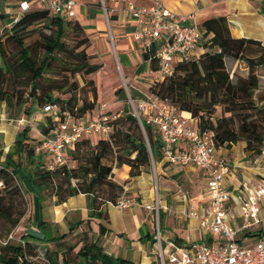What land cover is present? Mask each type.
Masks as SVG:
<instances>
[{"label": "trees", "instance_id": "1", "mask_svg": "<svg viewBox=\"0 0 264 264\" xmlns=\"http://www.w3.org/2000/svg\"><path fill=\"white\" fill-rule=\"evenodd\" d=\"M200 26V47L205 51L194 59L175 64L170 75L152 82L149 93L167 100L178 111L189 112L198 129L212 132L217 148L244 142L246 158L254 159L264 148V104H260L264 100L260 85L264 45L253 38L232 36L225 16L205 18ZM33 35L36 37L27 42ZM88 46L89 38L78 21L40 7L24 12L9 29L1 32L0 103L5 104L8 117L18 118L23 113L29 118L36 108L47 103L57 104L60 114L67 111L74 118L93 109L94 102L82 100L77 104L78 83L70 81V77L80 75L84 84L93 85L88 76L99 70L101 64L90 61ZM143 58L149 60L151 69L157 68L154 48L144 51ZM225 58L243 61L247 74L236 73L231 77ZM55 91L69 96L61 98ZM93 98H96L95 87ZM27 99L31 100L30 105L21 110ZM217 108L219 115L215 114ZM47 122L41 127L42 134L48 132L50 116ZM126 122L130 128H124ZM111 124L108 139H99L91 145L90 138H82L68 150V163L53 169L35 164L36 145L29 144V127L23 128L16 136L15 152L20 154V166L23 155L27 162L35 164L34 172L22 167L24 179L35 194L41 197L43 190L51 189L57 204L70 196L85 194L88 216L108 222L105 206L115 204L123 193V185L112 177L113 166L128 165V175L132 178L161 158L157 135L143 122L146 141L127 105ZM82 145L86 146L85 160L74 168L72 162ZM110 156L113 165L103 162ZM19 165L0 163V264H136L105 252L103 226L96 233L83 220L77 223L82 227L75 234L73 227L67 233L49 234L42 221V235L23 233L19 240L7 239L25 215L24 192L16 177Z\"/></svg>", "mask_w": 264, "mask_h": 264}, {"label": "crops", "instance_id": "2", "mask_svg": "<svg viewBox=\"0 0 264 264\" xmlns=\"http://www.w3.org/2000/svg\"><path fill=\"white\" fill-rule=\"evenodd\" d=\"M21 1L23 0H0L1 23L4 29L17 15L18 4ZM74 2L75 18L73 20L81 24L89 38L87 52L90 61L101 64L100 69L96 71L102 72L97 76L101 82L109 79V90L114 92L117 97L124 93L122 88L114 89L121 80L127 86L128 94L131 96L144 98L149 95V87L155 78L149 60L143 58L141 45L133 37L136 22L132 17L129 5L149 6L152 5V0H74ZM162 3L166 8L176 13H195L199 24L208 17L225 16L232 36L253 38L264 45V0H162ZM38 6V4L31 3L30 9ZM204 51L201 47L197 49L198 54ZM225 64L231 77H234L236 73L247 74L248 70L243 61L225 58ZM260 85L264 90V70L260 75ZM104 89L102 85L100 89L98 88L99 91ZM119 89L122 91L117 93ZM260 104H264V100ZM96 107L87 111L80 117V120H87ZM179 114L186 118L192 127L197 128V122L189 112L179 111ZM25 127H29V135L30 131L32 132L31 119L28 120L27 117L9 118L5 104L0 103V163L9 162L12 165H19L20 154L15 152V139ZM39 135L38 140L42 133L40 132ZM244 145V142H238L229 148H218V152L225 156L229 164L230 171L225 183L232 193L242 182L248 183L249 186H255L264 178V148L260 156L255 159H247L243 149ZM44 157V155L36 154L35 164L45 165L49 160L45 159V162H42ZM154 163H156L155 172L159 175L181 173L190 182L194 180L189 172L196 169L202 174L206 183L204 172L194 166L166 163L161 158ZM22 167L24 168L22 164L17 167V173L28 193L30 205L29 211L11 232L12 239L19 240L23 233L42 235L40 225L42 221L45 222V228L49 234L67 233L72 227L73 234H75L82 227L77 223L83 220L87 221L89 227L96 233L99 232L100 225L103 226L102 244L105 252L115 257L128 259L136 264H154L156 262L155 255L157 254L159 257V252H155V249L158 246L157 242H152V239L156 238L159 228L163 241L160 245L165 256L170 251V247L167 245L170 240L179 246H184L192 240L216 245L221 239L220 235L212 234L201 227L198 219L191 218L182 212L187 204L185 195L175 194L173 198L162 197V199L154 201L150 187L151 176L146 172H142L132 179L131 189L140 194L141 203H134L124 209L107 204L105 207L109 220L106 222L88 216V198L85 194L70 196L60 204L55 203L53 196L48 197L46 194H42L39 197L24 179ZM127 171V165L115 167L114 173H120H116L113 179L120 180L121 177L128 174ZM163 180L164 178L161 176L156 180L157 186L159 187L160 184L161 187L160 190L157 187L158 195L161 193V196L165 195L168 185ZM200 200L196 201L194 207L202 217L207 214V202L205 204L204 199ZM147 205L152 206L147 208ZM172 205L176 211L183 214L170 216L169 208ZM228 205L235 212L238 211L234 202L229 201ZM110 207L115 210H110ZM159 213L162 215L161 219ZM259 213L263 219L262 225L254 230L239 233L237 239L240 242L254 243L264 230V203L261 205ZM238 223V218L232 221L233 225ZM175 240L181 242L177 243Z\"/></svg>", "mask_w": 264, "mask_h": 264}, {"label": "built area", "instance_id": "3", "mask_svg": "<svg viewBox=\"0 0 264 264\" xmlns=\"http://www.w3.org/2000/svg\"><path fill=\"white\" fill-rule=\"evenodd\" d=\"M31 3L59 17L75 18L74 0H23L6 29L30 9ZM129 9L136 22L134 39L143 52L154 48L158 64L153 70L155 80L170 75L178 62L199 55L197 49L202 42V29L195 13L173 12L163 5L162 0H152L149 6L129 5ZM4 30L0 15V33ZM127 97L139 124L143 127L144 122L156 133L161 144L162 161L194 166L204 172L207 214L200 217L196 208L191 206L188 215L198 219L200 226L208 232L221 236L216 245L192 240L179 246L170 240L167 242L170 251L165 256L158 231L156 240L161 264H264V230L254 243L244 244L237 239L239 233L259 228L263 223L259 212L264 203V178L255 186L242 182L232 193L225 183L229 164L225 156L218 152L212 132L192 127L173 105L156 95L135 98L128 94ZM43 109L50 113L51 123L48 132L38 140L35 153L45 156L42 162L49 160L42 165L47 169L67 164V151L82 138L95 134L99 139H108L112 131L111 122L116 117L108 114L105 102L99 103L84 121L74 118L67 111L60 114L55 103H47ZM229 201L234 202L237 212L228 205ZM132 204L133 201L122 195L113 205L124 209ZM146 207L151 208L149 205ZM236 218L239 223L233 225L232 221ZM7 239H12L11 234Z\"/></svg>", "mask_w": 264, "mask_h": 264}, {"label": "rangeland", "instance_id": "4", "mask_svg": "<svg viewBox=\"0 0 264 264\" xmlns=\"http://www.w3.org/2000/svg\"><path fill=\"white\" fill-rule=\"evenodd\" d=\"M35 37H36V35H33L30 39L27 40V42L32 41V39ZM67 42L70 45L72 44L71 41H67ZM61 56H64V55H61ZM94 73H92L91 75L88 76L89 78H92L93 85L84 84L80 75H75L74 77H70V81H77V83H78V89L76 91L77 104L80 105L82 100H86L87 102H94V108H95V106H98L99 103L105 102L107 105L108 114L109 115H115L116 116L115 118H117L118 116H120L123 113V106L127 105L129 112L133 114V109L130 106V104L128 103L127 86L124 84L123 80L119 81V83L117 85H115V87H114V89L122 88L124 90L123 95L117 97L114 94V92H111L109 90L110 89L108 87L109 86V79H106L105 81L101 82V80L97 76L102 74V72H100V73L94 72ZM93 76H95V77L93 78ZM96 80H97V83H96ZM101 85L105 88L103 91L98 90V88L99 89L101 88ZM94 87L96 90V98H93V88ZM55 94L57 96H60L61 98H67L69 96V93H61L59 91H55ZM30 103H31V100L27 99V101L22 105L21 110H23L26 106H29ZM5 109L7 111L6 106H5ZM7 114H8V112H7ZM215 114L216 115L220 114L219 108L216 109ZM48 116H50V113L44 112V109L42 107V108H36L35 112L29 118H27L28 120L31 119V122H32V132L30 131V133H29V135H30L29 144L31 146L34 147L36 145V142H37L38 138L40 137L39 133L41 132V127L45 126L48 123L47 122ZM19 117H25L26 118V116L23 113H21L19 115ZM140 127H141L144 138L146 139V141H148V136H147L145 129L141 125H140ZM124 128H130L129 123L126 122L124 125ZM154 134H156V133L154 132ZM90 137H91L90 138L91 145H92V143H95L96 141L99 140V138L95 134H92ZM85 151H86V146L82 145L80 147V149L76 152L75 159L72 162V167L74 166V168H76L79 164L84 162L85 154L87 153ZM67 154L69 155V151ZM21 159H22L21 164L24 166V169L26 171H29V172H34L35 164L27 162L25 155H23L21 157ZM103 162L113 165L112 156L108 157L107 159H104ZM155 166H156V163H154V164L152 163L148 169L143 171V172L148 173L151 176L150 187H151L153 195H154V201L158 200V199H162V197L173 198V196L175 194H177L178 196H181L183 194L186 196L187 204L184 206L182 212H184L186 214H188L189 208L191 206H195L196 201L200 200L201 198L205 200V204H206V202H207L206 201L207 200L206 187H205L206 183H205L204 178L202 177V174L198 170L194 169V170L189 172L190 175L192 176V179L194 180L193 182H190L186 177H183L181 175V173H167L166 176L159 175L158 173L155 172ZM117 168H119V167H117ZM114 169H115V167L113 166L112 177L116 173L117 174L120 173V172L114 173ZM127 172H129V166H128ZM160 176L163 177L164 178L163 181L168 184L167 190L165 191V195L163 194L162 196H161V193H159V195H158V192L161 189V187H160V184L158 187L157 186L158 184L156 182L157 177H160ZM16 177H17V181H18L19 185L21 186V189L24 192V199H25V204H26L25 213H27L29 211L30 199H29L28 193H27V191H26V189L22 183V179H20V177H18V175ZM132 179H133V177L132 178L129 177L128 174L126 176L121 177L120 180L117 179L118 182H120L123 185V193L121 194V196L124 195L126 198L130 199L131 201H133L136 204L141 203L140 202V199H141L140 194L138 192H135L133 189H131V187L133 186ZM157 187L159 190L157 189ZM42 194H46L48 197H52V190L51 189L43 190ZM152 205H153V201H152ZM154 206L156 207L155 204H154ZM110 210H115V209L113 207H110ZM182 212L180 213V212L176 211L174 209L173 205L169 208V213H170V216H172V217L176 216V215H180V214L182 215L183 214ZM161 242H163V241L160 237V244H161ZM157 246L158 247H157V249H155V252L156 251L158 252V250H159V243L158 242H157ZM155 256H156V262L154 264H161V262L159 261L158 255L156 254ZM165 264H168V263L165 262Z\"/></svg>", "mask_w": 264, "mask_h": 264}, {"label": "water", "instance_id": "5", "mask_svg": "<svg viewBox=\"0 0 264 264\" xmlns=\"http://www.w3.org/2000/svg\"><path fill=\"white\" fill-rule=\"evenodd\" d=\"M139 122V121H138Z\"/></svg>", "mask_w": 264, "mask_h": 264}]
</instances>
